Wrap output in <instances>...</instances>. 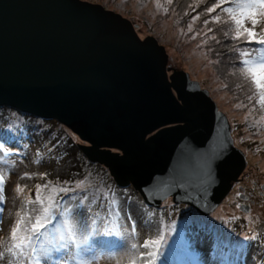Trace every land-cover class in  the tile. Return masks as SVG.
I'll list each match as a JSON object with an SVG mask.
<instances>
[{"label":"water","instance_id":"95a60500","mask_svg":"<svg viewBox=\"0 0 264 264\" xmlns=\"http://www.w3.org/2000/svg\"><path fill=\"white\" fill-rule=\"evenodd\" d=\"M167 62L165 45L101 4L0 0V105L71 127L147 204L175 191L208 211L246 157L217 103L188 72L169 80Z\"/></svg>","mask_w":264,"mask_h":264},{"label":"rangeland","instance_id":"374dc122","mask_svg":"<svg viewBox=\"0 0 264 264\" xmlns=\"http://www.w3.org/2000/svg\"><path fill=\"white\" fill-rule=\"evenodd\" d=\"M86 1L129 17L140 36H154L167 47V66L187 70L200 82L227 116L234 141L246 157L244 169L207 212L191 207L185 200H175V191L157 206L146 207L132 183L119 186L106 165L91 160L81 151L78 144L91 143L71 127L53 121L55 118L34 117L15 107L0 105V144L4 145L0 151V169L8 173L4 200L0 203V250L8 241L16 212L23 214L26 199L35 198L37 184L51 182L74 188L83 182L82 189L64 197L61 210L65 206L78 208L82 197L87 196L85 207L93 215L99 213L101 233L95 239L100 244L87 257L94 258V264H116L125 255L119 247L122 240L142 242L160 229L164 230L166 240L157 264H264V121H261L264 110L255 100L248 101L249 87L236 72L240 65L235 49L254 45L233 40L231 33L225 36L230 24L212 21L220 9L211 14L206 12L213 0H173L171 5L159 0L162 5L159 10L156 0ZM196 16L199 19L193 22ZM204 20L209 21L207 28L213 29L207 35ZM190 23L191 31L188 30ZM261 27L264 23L257 31ZM212 36L216 39H211ZM62 136L68 143L66 150L58 143ZM4 151L8 152L7 157ZM69 159L77 162L74 171H67L72 165L64 169ZM17 185L22 188L20 193L16 192ZM119 197L124 200V208H111ZM247 205L250 210H243L242 206ZM117 211L119 216L109 217L110 212ZM109 219L118 223L122 235H112L114 241L105 243L107 236L102 233ZM133 224L137 229L135 238L128 236ZM253 236L256 239L249 238ZM69 264H75L74 257L69 259ZM121 264H126V260Z\"/></svg>","mask_w":264,"mask_h":264},{"label":"snow or ice","instance_id":"6c2138e0","mask_svg":"<svg viewBox=\"0 0 264 264\" xmlns=\"http://www.w3.org/2000/svg\"><path fill=\"white\" fill-rule=\"evenodd\" d=\"M166 3L171 5L173 0H166ZM161 7L159 0H156V8L159 10ZM217 9H220V12L212 17V21L230 24L229 29L224 33L225 36L231 33L233 40L254 45V47L235 49L239 54L240 65L236 72L249 87L251 94L247 97L248 101L251 103L255 100L260 109L264 110V27L257 31L258 26L264 23V0H213L206 12L211 14ZM164 11L167 12L168 9L164 8ZM198 19L199 16L194 17L193 22ZM203 23L207 28L209 21L204 20ZM188 30H192L191 23L188 25ZM212 31L213 29L207 28L204 34L207 35ZM211 39L216 38L212 36ZM261 121H264V116L261 117ZM3 149L4 145L0 144V151ZM3 155L7 157L8 152L4 151ZM4 163L7 161L5 160ZM7 176L8 173L0 169V203L4 200ZM35 187V198L26 199L23 214L20 211L16 212L17 219L10 228L8 241L3 244V250H0V261L5 264H42V262L48 264V261L55 259L56 264H69V259L74 257L75 264H94V258L87 259V257L91 256L96 246L100 244L95 239L96 235L101 233L97 220L99 213L93 215L92 210L85 207L87 196L82 197L78 208L65 206L61 210L64 197L82 189L83 182L76 184L74 188L51 182L37 184ZM21 191V186L17 185L16 192ZM109 203L113 202L109 201ZM30 205L32 207H29ZM113 214L119 216L120 213L110 212L108 215L110 217ZM102 234L122 235L118 223L110 219ZM128 236L132 238L137 236L135 224L131 226ZM249 238L256 239L254 236ZM165 240L166 234L163 229H160L155 236L143 239L142 242L132 239V242L128 243L125 238L119 245L125 255L117 259L116 264H121L123 260H126V264H157Z\"/></svg>","mask_w":264,"mask_h":264},{"label":"trees","instance_id":"16d2710c","mask_svg":"<svg viewBox=\"0 0 264 264\" xmlns=\"http://www.w3.org/2000/svg\"><path fill=\"white\" fill-rule=\"evenodd\" d=\"M27 113H29V112H27ZM30 114H32V113H29V115ZM30 116H34V117H38V116H36V115H30ZM40 117V116H39ZM50 119V118H49ZM53 121H55V122H60L59 120H57V119H53ZM65 140H66V138H65V136H62V137H60V139H59V141H58V143H59V146H60V148L62 147V144L64 145L63 146V148H65V150L67 149L66 147L68 146V143H66L65 142ZM82 151V150H81ZM67 152V154H68V151H66ZM69 155V154H68ZM73 159H69V160H67V162H71ZM67 162H66V167L64 168V169H67L69 166H71V167H69L68 169H67V171H74L75 169H76V167H77V162H71L70 164H67ZM74 163V164H73ZM126 195V197H127V193H124L123 194V196H125ZM129 197H130V195H129ZM143 201V200H142ZM126 203V205H127V207H128V203L127 202H125ZM143 203H144V205L147 207V206H150V205H148V204H146V202L145 201H143ZM114 204H115V207H111V208H118V209H122V208H124V206H125V204H124V200L122 199V197H119V198H117L116 200H115V202H114ZM114 210V209H113ZM104 238V240H105V237H103ZM106 240L107 241H109V242H112V241H114V237L113 236H107L106 237ZM54 263H56V261H55V259H54V261H53ZM42 264H43V262H42Z\"/></svg>","mask_w":264,"mask_h":264},{"label":"clouds","instance_id":"9594fccd","mask_svg":"<svg viewBox=\"0 0 264 264\" xmlns=\"http://www.w3.org/2000/svg\"><path fill=\"white\" fill-rule=\"evenodd\" d=\"M105 7V6H104ZM106 8V7H105ZM115 11V10H114ZM117 12V11H116ZM120 13V12H119ZM120 14H122V13H120ZM123 16H125L124 14H122ZM125 17H127V16H125ZM127 18H129V17H127ZM130 19V18H129ZM131 20V19H130ZM132 21V20H131ZM132 23L134 24V22L132 21ZM135 30H136V25H135ZM137 32V31H136ZM137 34L140 36V34L137 32ZM141 37V39H145L146 37H148V36H144V37H142V36H140ZM156 38V37H155ZM157 39V38H156ZM158 40V39H157ZM158 42H159V40H158ZM160 43V42H159ZM161 44V43H160ZM164 45V44H163ZM166 47V46H165ZM167 48V47H166ZM166 51H167V53H168V49H166ZM177 70H181V71H185V72H188L187 70H184V69H175V68H170L169 66H167V73H168V76H169V80H171L170 79V76L174 73V72H176ZM169 71H171V72H169ZM189 73V72H188ZM189 76H190V74H189ZM190 78L191 79H193V80H196V79H194V78H192L191 76H190ZM198 81V80H197ZM199 82V81H198ZM199 84H200V82H199ZM200 86H201V88L202 89H204L203 87H202V85L200 84ZM207 91V90H206ZM1 105H7V106H11V107H15V106H12V105H8V104H1ZM218 106V105H217ZM15 108H17V107H15ZM219 108V107H218ZM18 109V108H17ZM20 110V109H19ZM220 110V109H219ZM21 111H23V110H21ZM23 112H27V111H23ZM33 114V113H32ZM34 115H36V114H34ZM36 116H40V115H36ZM40 117H43V116H40ZM44 118H47V117H44ZM56 119V118H55ZM62 123V122H61ZM64 124V123H63ZM66 125V124H65ZM231 134H232V132H231ZM232 137H233V135H232ZM234 138V137H233ZM235 142V141H234ZM236 144V143H235ZM86 145V144H85ZM237 145V144H236ZM81 150H82V152H84L83 151V149L80 147V146H78ZM240 147V146H239ZM241 148V147H240ZM85 153V152H84ZM109 171H110V169H109ZM110 174H111V172H110ZM112 175V174H111ZM114 178V177H113ZM115 180V179H114ZM116 182V181H115ZM117 183V182H116ZM119 185V184H118ZM120 186V185H119ZM135 189V188H134ZM136 190V189H135ZM138 191V190H137ZM139 192V191H138ZM139 194H140V192H139ZM141 195V194H140ZM142 197V196H141ZM168 198H170V196L169 197H167V198H165V199H168ZM143 199V198H142ZM165 199H163V200H165ZM144 200V199H143ZM175 200H177V198L175 199ZM184 202H187L191 207H194V208H196V209H200L197 205H196V203H192V202H189V201H184ZM147 204V203H146ZM148 205H150V204H148ZM214 205H212L211 207H210V209L213 207ZM243 207H248V209H245V210H250V205H247V206H242V208ZM209 209V210H210ZM243 209V210H244ZM200 210H202L203 212H207V211H204V209H200ZM208 210V211H209Z\"/></svg>","mask_w":264,"mask_h":264},{"label":"bare ground","instance_id":"6f19581e","mask_svg":"<svg viewBox=\"0 0 264 264\" xmlns=\"http://www.w3.org/2000/svg\"><path fill=\"white\" fill-rule=\"evenodd\" d=\"M163 201H164V200H162L161 202H163ZM224 239L227 240V239H228V236H225Z\"/></svg>","mask_w":264,"mask_h":264}]
</instances>
